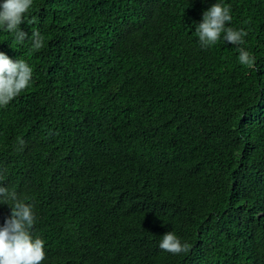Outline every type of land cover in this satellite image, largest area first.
Returning <instances> with one entry per match:
<instances>
[{
	"label": "trees",
	"instance_id": "16d2710c",
	"mask_svg": "<svg viewBox=\"0 0 264 264\" xmlns=\"http://www.w3.org/2000/svg\"><path fill=\"white\" fill-rule=\"evenodd\" d=\"M216 3L254 66L223 33L201 47ZM24 19L22 44L0 26L33 71L0 106V186L33 205L41 264H264V0H33ZM170 231L188 252L159 248Z\"/></svg>",
	"mask_w": 264,
	"mask_h": 264
},
{
	"label": "clouds",
	"instance_id": "9594fccd",
	"mask_svg": "<svg viewBox=\"0 0 264 264\" xmlns=\"http://www.w3.org/2000/svg\"><path fill=\"white\" fill-rule=\"evenodd\" d=\"M33 0H3L0 3V26L3 30L15 36V42L22 44L28 40V34L20 29L25 23V14L32 7ZM230 5L214 4L203 13L202 21L195 29L202 48H207L221 39L234 46L239 52L241 65L252 67L255 65L253 54L243 47L244 37L248 32L243 28L237 30L228 26L231 23ZM36 18L28 21L34 24ZM31 43L34 49L43 47L44 38L39 30H33ZM33 71L23 59L12 60L5 53L0 52V106H6L32 81ZM23 150L24 141H18ZM0 201L3 204L11 202V215L0 227V264H41L45 259V242L39 237H33L32 228L36 222L33 205L25 203L15 191L0 186ZM159 248L171 254L186 253L191 245L182 242L177 235L170 231L165 233L159 242Z\"/></svg>",
	"mask_w": 264,
	"mask_h": 264
}]
</instances>
